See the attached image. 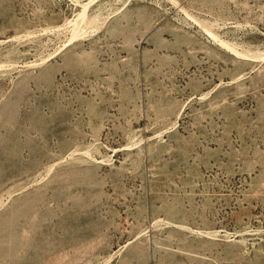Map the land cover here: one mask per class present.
<instances>
[{
    "label": "rangeland",
    "instance_id": "obj_1",
    "mask_svg": "<svg viewBox=\"0 0 264 264\" xmlns=\"http://www.w3.org/2000/svg\"><path fill=\"white\" fill-rule=\"evenodd\" d=\"M0 264H264V0H0Z\"/></svg>",
    "mask_w": 264,
    "mask_h": 264
}]
</instances>
